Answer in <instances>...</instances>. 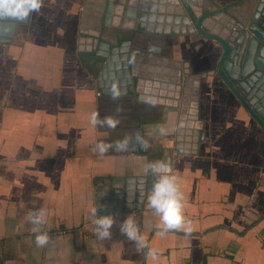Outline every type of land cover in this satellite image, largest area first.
I'll list each match as a JSON object with an SVG mask.
<instances>
[{
  "label": "crops",
  "instance_id": "0c3cea01",
  "mask_svg": "<svg viewBox=\"0 0 264 264\" xmlns=\"http://www.w3.org/2000/svg\"><path fill=\"white\" fill-rule=\"evenodd\" d=\"M237 1L184 0L188 12L181 0H136L134 17L118 15L121 37L148 28L166 59L178 63L167 70L190 78L176 105L170 95L146 94L164 100L152 102L99 94L100 60L78 48L84 0H43L38 12L15 24L9 40H0V264H264V130L222 76L250 97L256 83L241 85L239 51L232 48L223 58L220 41L207 29L201 33L189 14L204 17ZM94 111L118 125H93ZM138 129L143 152L132 151L141 148L133 134ZM125 139V150H97L98 143ZM167 147L192 233L161 236L152 209L122 212L118 206L112 239H98L90 210L97 207L98 216L111 211L105 196L96 204V192L111 179L120 191L126 178L146 175V165ZM41 208L47 223L40 231L51 240L38 248L29 217ZM128 217L146 248L120 234L119 223ZM151 249L158 250L157 261L148 256Z\"/></svg>",
  "mask_w": 264,
  "mask_h": 264
},
{
  "label": "water",
  "instance_id": "95a60500",
  "mask_svg": "<svg viewBox=\"0 0 264 264\" xmlns=\"http://www.w3.org/2000/svg\"><path fill=\"white\" fill-rule=\"evenodd\" d=\"M181 1L189 12L184 0ZM252 1L238 0L233 5L217 8L211 15H204V17L193 16L191 12L189 14L201 33L207 29L212 37L220 41L224 47L223 58L226 56L229 58L232 55V48H235L236 53L239 51L238 60L239 58L242 60L239 65L240 77L243 78L240 81L241 85L246 89L250 81L256 83L255 94L252 97L245 94L234 81L222 76L219 64L216 66V71L264 130V0H259L254 9L251 8ZM135 3L136 0H128V6L124 8L123 0H85L80 11L78 48L93 50L100 60L96 83L100 95L135 94L139 100L152 102H164L155 97L156 95L160 97L170 95L169 97H172L170 102L176 105L181 91L186 90L185 86L190 78L181 79V71L178 69L167 70V66L178 67V63L166 59L167 52L159 49L158 36H150V30L140 26L137 28L145 30L143 33L126 32L124 37H121L115 29L120 13L124 11V14L129 17L137 14ZM199 17L201 19L197 21ZM27 18L18 19L11 15H0V40H9L15 24L25 23ZM84 42L88 45H83ZM227 47L230 49L227 50ZM168 72L172 75L169 76ZM248 73L251 74L244 77ZM195 78L198 79L199 75H195ZM165 88L169 90L166 91ZM170 102L167 101V103ZM183 104L180 107L182 113L186 111ZM133 134L141 144L142 137H139L141 130H135ZM140 146L141 148H132V151L143 152V143ZM178 146L176 143L177 150ZM171 152L172 147L164 148L160 158L155 161L170 162ZM153 183L154 177L148 171L146 175L126 178L120 191L114 190L116 186L111 179L109 187H105L107 190L96 192L95 197L108 198L111 213L118 206H122V212L138 210L142 205L148 207V196ZM144 199L145 202L142 204ZM99 203L101 202L98 199L96 204ZM115 212H120V209L117 208Z\"/></svg>",
  "mask_w": 264,
  "mask_h": 264
},
{
  "label": "clouds",
  "instance_id": "9594fccd",
  "mask_svg": "<svg viewBox=\"0 0 264 264\" xmlns=\"http://www.w3.org/2000/svg\"><path fill=\"white\" fill-rule=\"evenodd\" d=\"M43 4V0H0V15H11L18 19H26L31 12H38ZM113 98H117L114 94ZM119 111V109H117ZM91 123L93 125L107 126L115 128L119 121L111 116L100 119L98 112L91 114ZM160 134H166V129L161 127ZM127 139L111 143H98L97 150L103 154L109 148L115 146L118 150H125ZM148 173L154 177L150 194L148 196V207L159 216L163 228L160 235L164 236L169 231L183 230L185 234H191L193 222L185 217L184 214V197L180 190L178 177L173 174L172 164L167 160H158L149 162L146 165ZM92 223L95 225L94 234L100 240H111L112 229L117 224L115 215L107 213L98 216V208L93 207L90 210ZM30 223L34 226L33 231L37 233L35 243L38 248L46 247L51 237L47 231H40V226L47 223L46 210L41 208L33 211L29 217ZM120 234L132 241L138 248H146L147 243L141 236L140 229L131 217L125 218L119 223ZM148 256L153 261L159 259V253L156 249H151Z\"/></svg>",
  "mask_w": 264,
  "mask_h": 264
},
{
  "label": "rangeland",
  "instance_id": "374dc122",
  "mask_svg": "<svg viewBox=\"0 0 264 264\" xmlns=\"http://www.w3.org/2000/svg\"><path fill=\"white\" fill-rule=\"evenodd\" d=\"M85 1V0H84Z\"/></svg>",
  "mask_w": 264,
  "mask_h": 264
}]
</instances>
